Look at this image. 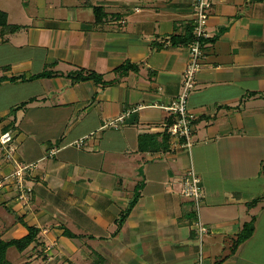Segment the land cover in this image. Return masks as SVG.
Segmentation results:
<instances>
[{"label":"crops","instance_id":"obj_1","mask_svg":"<svg viewBox=\"0 0 264 264\" xmlns=\"http://www.w3.org/2000/svg\"><path fill=\"white\" fill-rule=\"evenodd\" d=\"M193 2L0 0L19 27H0V134L12 135L0 145V237L37 230L7 249L10 264H195L201 249L203 264H264V0H210L186 149L165 107L182 89ZM127 61L136 69L117 72ZM76 70L105 84L67 77ZM18 164L31 165L25 203L8 178ZM190 167L199 215L181 194Z\"/></svg>","mask_w":264,"mask_h":264},{"label":"built area","instance_id":"obj_2","mask_svg":"<svg viewBox=\"0 0 264 264\" xmlns=\"http://www.w3.org/2000/svg\"><path fill=\"white\" fill-rule=\"evenodd\" d=\"M210 0H194L193 8L195 10V23L193 25V38L187 45L189 53L188 63L183 71L182 89L170 104L165 107L168 111L175 115V119L167 127V132L172 136L174 145L189 149L193 143V124L196 117L187 109V101L190 93L195 89V75L200 68L202 61V47L201 40L207 36L205 25L208 19V8ZM107 122L104 127H117V121ZM12 142V135L9 132L0 134V145L2 148ZM13 147H9L12 151ZM31 165L18 164L16 169L8 176L17 180V188L20 191L19 197L24 200H29L32 188L26 184L25 174ZM181 194L191 199L196 206V213L199 215V209L203 198L201 180L195 170L190 167L182 176ZM195 230L202 244V236L208 232V228L197 218ZM204 255L202 249L198 254L195 264H203Z\"/></svg>","mask_w":264,"mask_h":264},{"label":"trees","instance_id":"obj_3","mask_svg":"<svg viewBox=\"0 0 264 264\" xmlns=\"http://www.w3.org/2000/svg\"><path fill=\"white\" fill-rule=\"evenodd\" d=\"M0 27L3 29H10L11 31H14L18 29V26H9L7 23V15L5 12L0 10ZM189 41V40H188ZM187 41V42H188ZM186 43V42H185ZM136 67L131 62L127 61L120 65L116 71L120 74H124L128 72L129 70H135ZM52 73L45 70L37 75L36 77H47L51 76ZM67 77L71 78L73 81H86V80H92L95 83H101L105 84V82L102 79L101 75L96 74L95 72H84L83 70H76L72 73H68ZM12 80H16V78H13ZM25 104V103H24ZM134 202L131 201L129 204V207L132 206ZM126 211L122 216H125ZM28 233L19 238V239H11V240H3L0 237V264H10L7 257L6 252L9 247H15L18 251H22L25 248H27L32 242H34L37 230L34 227L26 226ZM254 230V219L252 218L249 222L245 223L242 230L240 231L237 240L236 245L246 240L248 237L251 236L252 232ZM218 264V263H217Z\"/></svg>","mask_w":264,"mask_h":264},{"label":"rangeland","instance_id":"obj_4","mask_svg":"<svg viewBox=\"0 0 264 264\" xmlns=\"http://www.w3.org/2000/svg\"><path fill=\"white\" fill-rule=\"evenodd\" d=\"M8 178H9V177H8ZM10 179H11V178H10ZM2 183H3V181H0V186L2 185ZM14 184H15V182H14ZM16 185H17V180H16ZM16 188H17V186H16ZM17 189H18V188H17ZM18 198L21 199L19 196H18ZM21 200H22V202H24V203L29 201V200H24L23 198H22ZM13 249H14V250H17V249L14 248V247H13Z\"/></svg>","mask_w":264,"mask_h":264}]
</instances>
